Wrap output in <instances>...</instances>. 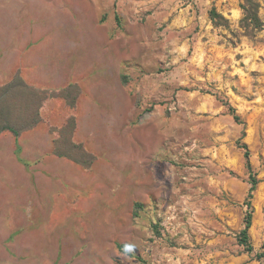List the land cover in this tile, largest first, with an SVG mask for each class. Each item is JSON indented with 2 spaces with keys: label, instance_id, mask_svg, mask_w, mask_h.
Masks as SVG:
<instances>
[{
  "label": "rangeland",
  "instance_id": "obj_1",
  "mask_svg": "<svg viewBox=\"0 0 264 264\" xmlns=\"http://www.w3.org/2000/svg\"><path fill=\"white\" fill-rule=\"evenodd\" d=\"M243 3L0 0V93L20 76L52 94L36 128L0 134V189L20 182L12 152L48 225L29 246L0 242V264H264L239 243L245 133L249 235L264 251V27L247 35Z\"/></svg>",
  "mask_w": 264,
  "mask_h": 264
},
{
  "label": "trees",
  "instance_id": "obj_2",
  "mask_svg": "<svg viewBox=\"0 0 264 264\" xmlns=\"http://www.w3.org/2000/svg\"><path fill=\"white\" fill-rule=\"evenodd\" d=\"M260 8L261 3L258 0H244L242 5L244 16L241 21V26L246 30L247 35L250 37H254L255 34L264 27L259 14ZM67 90L68 89L64 90L63 93L65 92V94H67L69 91ZM1 92H3V94L0 93V134L5 131H9L13 133L16 138H19L23 133L36 128L41 123L42 117L40 109L42 103L48 99V97H52V94L48 95L27 85L20 76H15ZM219 100L229 109L237 123L246 126V122L241 118L236 108H234L226 98L219 96ZM68 128L69 125L64 126L61 131ZM244 137L245 133L239 141V146L245 151L247 169L251 173V189L247 201L249 212L246 217V226L239 235V243L258 260H264V251L261 253H255V247L252 244L249 235L253 219L252 202L250 200L253 197V192L259 185V180L254 173L250 162L251 152L249 147L247 144L242 142ZM63 138L64 133L60 132L59 138L55 141V150L59 155L70 156L72 148L68 146L69 143H67V139L62 140ZM62 146L65 147V150H61ZM72 146L82 151V147L78 145ZM77 162L83 166L89 165L88 161H85L84 163L80 161Z\"/></svg>",
  "mask_w": 264,
  "mask_h": 264
},
{
  "label": "crops",
  "instance_id": "obj_3",
  "mask_svg": "<svg viewBox=\"0 0 264 264\" xmlns=\"http://www.w3.org/2000/svg\"><path fill=\"white\" fill-rule=\"evenodd\" d=\"M7 140L14 143V148L17 147L16 139L10 136ZM42 146L44 148L46 147L45 141L42 143ZM8 155L20 169V182L16 188H8L6 186L4 189H0V242L8 243L9 245L13 243L15 246L20 242H22V245L26 242V245L29 246L31 242H33V240H31L32 238L37 237L38 239H41L42 236L46 237L41 232L42 230H38L36 234L31 233L30 231V228L33 226L42 225L43 230L48 227L47 223L44 222L43 224V214H41L42 218H40V220H42L41 224V222L35 220L36 212L34 211L35 213H31L32 205L38 206V209L40 210L42 209L41 203L44 198L40 195V189H33V191H35L33 194L26 191L25 187L27 186L23 178L27 173L22 169L23 167L16 162L12 152ZM21 183L25 184L20 185Z\"/></svg>",
  "mask_w": 264,
  "mask_h": 264
}]
</instances>
